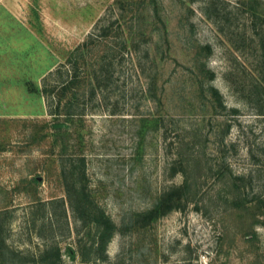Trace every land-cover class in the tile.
I'll list each match as a JSON object with an SVG mask.
<instances>
[{
  "label": "rangeland",
  "instance_id": "obj_1",
  "mask_svg": "<svg viewBox=\"0 0 264 264\" xmlns=\"http://www.w3.org/2000/svg\"><path fill=\"white\" fill-rule=\"evenodd\" d=\"M120 1L142 8L147 38L113 57L96 96L81 97L84 115L71 123L63 156L44 80L117 22ZM143 1L0 0V264H27L52 245L70 264H264V92L255 89L264 0H251L255 14L250 0H156V15ZM135 12H127L133 25ZM183 141L200 166L188 193ZM74 154L119 228L104 257L88 263L92 231L75 217L62 178ZM171 194L175 209L143 225Z\"/></svg>",
  "mask_w": 264,
  "mask_h": 264
},
{
  "label": "trees",
  "instance_id": "obj_2",
  "mask_svg": "<svg viewBox=\"0 0 264 264\" xmlns=\"http://www.w3.org/2000/svg\"><path fill=\"white\" fill-rule=\"evenodd\" d=\"M145 8L147 5L153 6L156 15V0L143 1ZM148 3V4H147ZM137 5V4H136ZM133 2H119V8L122 12L117 22L103 26L99 34L90 35L87 42L72 51L67 59V63L61 68L51 72L44 80L42 95L45 96L51 115L54 116L51 127L55 131V143H59L62 149V155L69 156L70 152V139H71V123L75 121L76 117L84 115V105L81 106V97L87 93L92 97L97 95L98 88L103 83L104 79H110L111 66H113V59L120 55L122 58L124 54H130L133 50H138L140 47V39L147 38V32L144 29V21L140 14L135 11H140L142 8L134 10L136 6ZM250 9L253 13H257V7L253 5L250 0ZM133 11L138 16L134 19V25L128 22L127 12ZM264 19V14L259 15ZM123 21V22H122ZM118 23V31L116 36L119 37L118 41L112 46L110 40L114 32V25ZM137 25V26H136ZM95 36V37H93ZM264 45V37H263ZM115 49H117L115 51ZM114 57V58H113ZM108 76H104L105 74ZM108 77V78H107ZM53 81H55L53 83ZM259 84L255 87L256 90L264 92V67L259 71ZM214 97L220 98L218 90L211 89ZM260 93V94H261ZM254 94V93H253ZM259 94V93H257ZM220 105L224 106L220 100ZM82 107V108H81ZM195 138V137H194ZM194 138L191 144L195 145ZM190 144L182 142L181 147L177 154L182 160V163L187 162V169L183 170L187 175V179L182 191L188 193L190 191L191 182L189 173H199L200 166L198 158L190 153ZM74 162L70 164V168L63 164L62 178L66 186L68 196V203L71 207L75 217L83 224L84 227L91 230L89 242L85 244L82 251L83 262L88 263L91 261L92 255L104 254L108 251L109 244L113 240L116 233L119 231L117 224L107 214L105 209L96 202L88 186L85 183L86 179V160L79 154L73 155ZM185 161V162H184ZM190 171V172H189ZM197 175V174H196ZM199 175V174H198ZM187 195V194H186ZM237 198L235 204L236 208L245 207V203ZM56 200L51 202L54 204ZM175 198L172 194L163 199L155 209L144 214L143 225H148L157 220L164 213L170 212L175 209ZM62 204L65 205L64 199ZM259 207L262 206V201L259 200ZM88 247V248H87ZM88 251V253H87ZM69 256L72 261L76 260L77 252L69 250ZM27 264H70L63 258L62 249L59 246L52 245L47 247L39 256L28 258Z\"/></svg>",
  "mask_w": 264,
  "mask_h": 264
}]
</instances>
